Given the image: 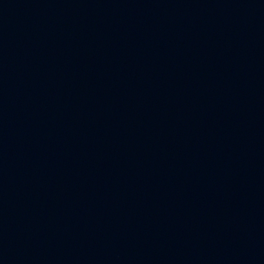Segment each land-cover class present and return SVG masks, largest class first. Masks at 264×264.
<instances>
[{
    "label": "water",
    "instance_id": "obj_1",
    "mask_svg": "<svg viewBox=\"0 0 264 264\" xmlns=\"http://www.w3.org/2000/svg\"><path fill=\"white\" fill-rule=\"evenodd\" d=\"M0 264H264V0H0Z\"/></svg>",
    "mask_w": 264,
    "mask_h": 264
}]
</instances>
